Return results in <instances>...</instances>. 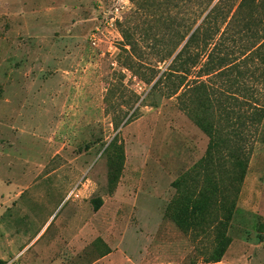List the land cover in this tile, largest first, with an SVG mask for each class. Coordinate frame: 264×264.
<instances>
[{
  "label": "rangeland",
  "instance_id": "374dc122",
  "mask_svg": "<svg viewBox=\"0 0 264 264\" xmlns=\"http://www.w3.org/2000/svg\"><path fill=\"white\" fill-rule=\"evenodd\" d=\"M133 10L128 0H0V264H264V118L231 242L220 261L206 262L207 241L165 210L172 181L204 154L208 137L164 95L175 75L148 83V66L160 74L172 58L158 61L146 48L139 67H126L119 25L134 21ZM238 67L199 80L262 100L258 61L238 59ZM111 143L123 150L114 182Z\"/></svg>",
  "mask_w": 264,
  "mask_h": 264
},
{
  "label": "trees",
  "instance_id": "16d2710c",
  "mask_svg": "<svg viewBox=\"0 0 264 264\" xmlns=\"http://www.w3.org/2000/svg\"><path fill=\"white\" fill-rule=\"evenodd\" d=\"M128 1L134 7L135 19L119 25L123 49L129 54L126 67L134 70L135 62L139 67L146 48L158 61L172 58L160 74L148 66L152 71L148 83L153 82L152 88L160 87L175 75L176 81L164 95L176 96L180 108L208 137L204 154L172 181L175 192L165 212L193 240L207 241L202 251L206 262H218L231 242L228 227L253 152L254 136L264 118V96L261 100L250 92L240 100L236 93L223 88L219 92L208 80L199 78L227 76L229 72L238 75V59L257 60L264 85V0ZM140 24L144 26L137 34ZM192 47L195 52H191ZM202 57L200 74L186 85V73ZM234 104L244 109L236 110ZM112 145L115 150L108 159V174L114 182L122 168L123 150ZM100 203L98 200L95 208Z\"/></svg>",
  "mask_w": 264,
  "mask_h": 264
},
{
  "label": "crops",
  "instance_id": "0c3cea01",
  "mask_svg": "<svg viewBox=\"0 0 264 264\" xmlns=\"http://www.w3.org/2000/svg\"><path fill=\"white\" fill-rule=\"evenodd\" d=\"M43 228H44V227H43ZM43 228H42V229H43ZM41 231H42V230H41ZM39 234H40V232H39ZM37 236H38V235H37Z\"/></svg>",
  "mask_w": 264,
  "mask_h": 264
}]
</instances>
